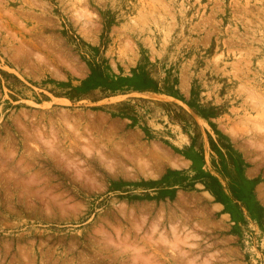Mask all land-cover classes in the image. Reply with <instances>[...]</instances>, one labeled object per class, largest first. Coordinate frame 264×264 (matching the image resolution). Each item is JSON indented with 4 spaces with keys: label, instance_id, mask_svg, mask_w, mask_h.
<instances>
[{
    "label": "rangeland",
    "instance_id": "374dc122",
    "mask_svg": "<svg viewBox=\"0 0 264 264\" xmlns=\"http://www.w3.org/2000/svg\"><path fill=\"white\" fill-rule=\"evenodd\" d=\"M0 153V264H264V0H0Z\"/></svg>",
    "mask_w": 264,
    "mask_h": 264
},
{
    "label": "bare ground",
    "instance_id": "6f19581e",
    "mask_svg": "<svg viewBox=\"0 0 264 264\" xmlns=\"http://www.w3.org/2000/svg\"><path fill=\"white\" fill-rule=\"evenodd\" d=\"M41 134H42V133H41ZM43 138H45V137H43ZM43 138H42L41 140H43ZM47 138H48V137H47ZM89 138H90V137H89ZM83 139H85V138H83ZM90 140H91V139H90ZM85 141H86V139H85ZM87 141H88V139H87ZM93 142H95V141H88V142L86 143V144H87V147H88V146L90 147V146L92 145ZM48 143L50 144V143H52V142H48ZM53 143H55L54 140H53ZM46 144H47V142H46ZM57 144H58V143H57ZM59 144H60V143H59ZM7 146H8V145H7ZM32 146H33V145H32ZM52 147H53V146H52ZM52 147H51V148H52ZM85 147H86V146H85ZM93 147H94V146H93ZM114 147H117V148H118V146H116V145H115ZM48 148H49V146H48ZM53 148H54V147H53ZM63 148H64V147H63ZM71 148H72V147H71ZM56 149H57V148H56ZM58 149H59V148H58ZM84 149H85V148H84ZM86 149H87V148H86ZM86 149H85V150H86ZM89 149H90V148H89ZM89 149H88V151H89ZM120 149H121V147H120ZM10 150H11V149H10ZM92 150H93V149H92ZM11 151H12V150H11ZM88 151H85V152H88ZM95 151H96V150H95ZM114 151H115V150H114ZM97 152H98V151H97ZM51 153H52V152H51ZM102 153H104V152H102ZM0 154H1V153H0ZM39 155H40V154H39ZM68 155H69V154H68ZM114 155H115V154H114ZM64 156H65V155H64ZM66 156H67V155H66ZM107 156H108V155H107ZM52 157H53V156H52ZM60 157H61V156H60ZM70 157H72V156H70ZM102 157H103V156H102ZM104 157H105V155H104ZM104 157H103V158H104ZM109 157H110V156H109ZM116 157H117V156H116ZM99 158H100V157H99ZM100 159H101V158H100ZM107 159H108V158H107ZM111 159H113V158H111ZM9 160H10V159H9ZM61 160H62V159H61ZM66 160H67V159H66ZM101 160H103V159H101ZM116 160H117V159H116ZM68 161H69V160H68ZM71 162H72V161H71ZM109 162H110V161H109ZM113 162H114V160H113ZM63 163H64V162H63ZM14 164H16V163H14ZM10 165H11V164H10ZM142 165H143V163H142ZM14 166H16V165H14ZM3 167H4V166H3ZM115 167H117V166H115ZM13 168H16V167H13ZM22 168H23V167H22ZM25 169H26V168H25ZM25 169H23V171H25ZM18 170H19V168H18ZM114 170H115V169H114ZM21 171H22V169H21ZM23 171H22V172H23ZM11 172H12V171H11ZM19 172H20V170H19ZM9 173H10V172H9ZM13 174H14V173H13ZM15 174H16V173H15ZM7 175L10 176V174H7ZM7 175H6V176H7ZM31 175H32V174H31ZM31 175H30V176H31ZM34 175H35V174H34ZM13 176H14V175H13ZM13 176H11V177H13ZM15 176H16V175H15ZM20 176H21V175H20ZM24 176H25V175H24ZM26 176H27V175H26ZM17 177H18V176H17ZM32 177H33V176H32ZM20 178H21V177H20ZM22 179H23V178H22ZM22 179H21V180H22ZM25 179H26V178H25ZM1 180H2V179H1ZM6 180H7V179H6ZM18 180H19V179H18ZM40 180H41V179H40ZM8 181H10V180H8ZM23 181H24V180H23ZM26 181H27L28 184H29V181H30V180H29V181L26 180ZM35 181H37V180H35ZM27 182H25V183L27 184ZM30 182H31V181H30ZM12 183H13V182H12ZM19 183H20V182H19ZM19 183H18V184H19ZM18 184L16 183V185H18ZM22 184H23V183H21V185H22ZM7 186H8V185H7ZM27 186H28V185H27ZM5 187H6V186H5ZM23 187H24V186H23ZM4 190H5V189H4ZM9 191H10V190H9ZM3 193H4V192H3ZM26 193H27V192H26ZM39 194H40V193H39ZM13 195H14V194H13ZM21 195H22V194H21ZM22 196H23V195H22ZM28 198H29V197H28ZM9 201H10V200H9ZM25 201H26V200H25ZM41 201H42V200H41ZM31 202H32V201H31ZM48 202H49V201H48ZM42 203H43V201H42ZM53 203H54V202H53ZM48 204H49V203H48ZM44 206H45V203H44ZM48 207H49V206H48ZM48 209H49V208H48ZM50 213H51V212H50ZM118 246H119V245H118ZM174 246H175V245H174ZM132 251H133V250H132ZM6 255H7V254H6Z\"/></svg>",
    "mask_w": 264,
    "mask_h": 264
}]
</instances>
